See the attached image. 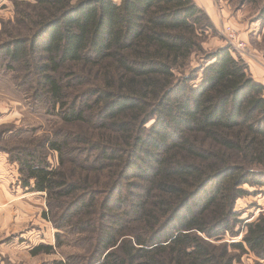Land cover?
Returning <instances> with one entry per match:
<instances>
[{
  "label": "trees",
  "instance_id": "1",
  "mask_svg": "<svg viewBox=\"0 0 264 264\" xmlns=\"http://www.w3.org/2000/svg\"><path fill=\"white\" fill-rule=\"evenodd\" d=\"M242 1L264 15V0ZM15 10L0 29V66L36 105L83 127L13 152L23 188L47 195L56 245L82 244L52 264H234L227 245L205 238L234 235L243 187L264 186V85L231 46L204 50L206 11L195 0H30ZM246 228L236 247L264 264V214Z\"/></svg>",
  "mask_w": 264,
  "mask_h": 264
},
{
  "label": "rangeland",
  "instance_id": "2",
  "mask_svg": "<svg viewBox=\"0 0 264 264\" xmlns=\"http://www.w3.org/2000/svg\"><path fill=\"white\" fill-rule=\"evenodd\" d=\"M16 1L30 0H1L0 29L5 23L15 24ZM195 1L209 16L201 38L204 50L210 52L231 46L233 55L247 63L250 75L264 83V15L261 5L244 4L242 0ZM230 30L245 43V49L230 42ZM198 60H193L192 67L198 66ZM17 76L0 66V264H52L68 255L77 256L82 252V244L69 240L66 245H56L58 230L44 215L48 212L47 195L23 188L13 152L30 143H43L60 132L82 131L83 127L66 126L52 116L51 111L47 112L46 105H36L27 84L16 82ZM46 155L56 167L58 155L49 150ZM243 188L247 193L235 204L239 217L233 226L234 235L229 232L205 239L215 247L227 245L234 264H259L263 261L247 245L242 250L236 244L243 242L246 226L264 214V186L245 185ZM132 227L136 234L138 224H132ZM40 244L56 246V253L33 256L31 250Z\"/></svg>",
  "mask_w": 264,
  "mask_h": 264
},
{
  "label": "built area",
  "instance_id": "3",
  "mask_svg": "<svg viewBox=\"0 0 264 264\" xmlns=\"http://www.w3.org/2000/svg\"><path fill=\"white\" fill-rule=\"evenodd\" d=\"M228 34H229L230 42L233 43L237 48H239V49H245L246 48L245 43L240 42L237 38V35L233 31L230 30V32H228Z\"/></svg>",
  "mask_w": 264,
  "mask_h": 264
},
{
  "label": "crops",
  "instance_id": "4",
  "mask_svg": "<svg viewBox=\"0 0 264 264\" xmlns=\"http://www.w3.org/2000/svg\"><path fill=\"white\" fill-rule=\"evenodd\" d=\"M260 82V81H259ZM260 83H262L263 85H264V83L263 82H260Z\"/></svg>",
  "mask_w": 264,
  "mask_h": 264
}]
</instances>
